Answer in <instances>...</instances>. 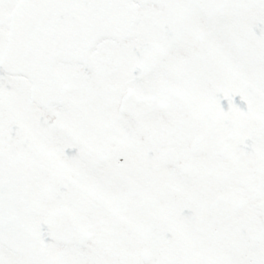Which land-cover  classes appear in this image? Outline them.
<instances>
[{
	"label": "snow or ice",
	"instance_id": "1",
	"mask_svg": "<svg viewBox=\"0 0 264 264\" xmlns=\"http://www.w3.org/2000/svg\"><path fill=\"white\" fill-rule=\"evenodd\" d=\"M0 264H264V0H0Z\"/></svg>",
	"mask_w": 264,
	"mask_h": 264
}]
</instances>
